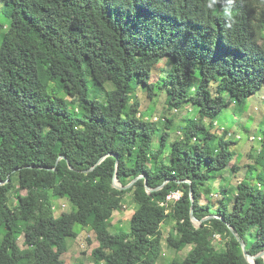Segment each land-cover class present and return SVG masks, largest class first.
<instances>
[{
	"label": "trees",
	"instance_id": "trees-1",
	"mask_svg": "<svg viewBox=\"0 0 264 264\" xmlns=\"http://www.w3.org/2000/svg\"><path fill=\"white\" fill-rule=\"evenodd\" d=\"M237 8L228 28L202 0H5L0 264H67L61 256L77 225L90 227L99 246L96 263L74 264H157L169 217L176 226L168 246L180 252L191 245L171 264H264L261 256L249 262L240 240L252 255L264 251V138L249 164L258 182L242 179L217 207L202 202L206 185L235 157L230 131L214 130L217 116L264 92V0H239ZM163 60L171 67L154 83ZM88 73L103 100L92 97ZM107 82L115 88L105 89ZM157 87L166 91L168 111L198 108L174 141V117L160 127L132 101L140 90L154 97ZM116 173L122 185L146 178L121 189ZM176 190L183 195L168 210L161 203ZM129 193L138 205L131 229L114 232L112 217ZM51 196L66 200L58 215ZM192 206L198 219L212 217L196 226Z\"/></svg>",
	"mask_w": 264,
	"mask_h": 264
},
{
	"label": "rangeland",
	"instance_id": "rangeland-1",
	"mask_svg": "<svg viewBox=\"0 0 264 264\" xmlns=\"http://www.w3.org/2000/svg\"><path fill=\"white\" fill-rule=\"evenodd\" d=\"M5 0H0V23L4 25V29L0 33V41L3 34L7 31L10 25V18L3 12ZM170 64L161 61L152 75V82L157 83L158 80L167 74L170 69ZM89 84L93 90L92 97L97 96L103 100L105 92L102 87L97 85L90 73H88ZM115 88V84L107 82L105 89L111 90ZM138 98L141 101V110L144 113L142 116L146 120H155L160 127L165 126L166 118L172 116L175 118L174 129H171V141H174L182 133L179 131V126L185 125L184 118H194L198 116V108L192 104H186L184 108L179 110L168 111L166 105V91L164 88H156L155 95L149 98L148 95L140 90L133 95L132 101ZM209 121H206L208 124ZM216 128L214 129L219 134H222L224 129H228V135L234 143L230 148L235 151V157L226 169L214 177L206 185L210 188L209 192H205L202 202L211 201L215 206L220 205V201L225 200L230 202L238 191V184L244 178H249L253 183H257V169L252 168L249 164L254 165L262 145V138H264V92H258L248 97L242 104L233 102L221 114H219L215 121ZM157 142V141H156ZM157 144V143H156ZM168 153V151L166 152ZM237 162L239 167L235 169L232 165ZM17 185V182H16ZM226 188L227 190H222ZM228 197V198H227ZM51 200L55 204L56 214L58 215L66 206V200L63 198L52 197ZM232 202L230 203V205ZM137 203L133 199L131 193L127 194L124 200V205L121 209L114 212L112 217L111 230L116 232L124 230L129 232L131 229V217L137 207ZM199 225V223H197ZM176 221L173 217H169L163 224V251L157 264H171L178 256L184 257L186 252L191 248L187 246L183 251H176L174 248L168 246L167 238L174 232ZM76 229L79 234L76 238L69 239V250L62 254V259L67 264H74L77 261L83 260L88 263H96L93 256V249L99 246L94 231L90 227H82L77 225ZM2 235H0L1 237ZM22 244V239L20 240ZM215 246L218 250L225 248V243L221 237L216 236ZM180 258V257H179ZM103 264V263H100Z\"/></svg>",
	"mask_w": 264,
	"mask_h": 264
},
{
	"label": "clouds",
	"instance_id": "clouds-1",
	"mask_svg": "<svg viewBox=\"0 0 264 264\" xmlns=\"http://www.w3.org/2000/svg\"><path fill=\"white\" fill-rule=\"evenodd\" d=\"M239 0H202L203 8L209 12H217L219 11L226 24L225 26L228 28L233 27L237 23L238 17V8L237 4ZM220 5V9L218 10L217 5Z\"/></svg>",
	"mask_w": 264,
	"mask_h": 264
},
{
	"label": "water",
	"instance_id": "water-1",
	"mask_svg": "<svg viewBox=\"0 0 264 264\" xmlns=\"http://www.w3.org/2000/svg\"><path fill=\"white\" fill-rule=\"evenodd\" d=\"M60 158H63V156H61ZM104 159V157L100 160V161H102ZM71 166V168H73L72 167V165H70ZM146 178V176L145 175H140V176H138L137 178H135L131 183H129L128 185H122V183L120 182V180L118 179V176H117V173L115 174V177H114V186L115 187H118V188H121V189H124V188H129V187H131L133 184H134V182L137 180V179H139V178ZM168 182V180L167 181H165V183L163 184V185H161L160 187H158V188H162L166 183ZM3 183V181H1L0 180V184H2ZM146 188H147V190H148V192H152L153 191V188H151L149 185H148V182H147V180H146ZM191 197H192V201L194 202V196H193V194H192V191H191ZM209 217H212V216H208V217H206V218H204V219H198L196 216H195V214H194V206H192V209H191V218H192V221L194 222V224L196 225V226H200L201 225V223L205 220V219H207V218H209ZM197 223H199V225H197ZM230 228L232 229V231L237 235V237L240 239V237L238 236V233L235 231V229L233 228V226H231L230 225ZM241 240V244H242V248H243V251H244V254H245V257L247 258V260L249 261V262H251V263H255V261H256V259H257V257H259V256H261V257H264V251H262V252H260L259 254H256V255H252V254H250L249 252H248V250H247V246H246V242L245 241H243L242 239H240Z\"/></svg>",
	"mask_w": 264,
	"mask_h": 264
},
{
	"label": "built area",
	"instance_id": "built-area-1",
	"mask_svg": "<svg viewBox=\"0 0 264 264\" xmlns=\"http://www.w3.org/2000/svg\"><path fill=\"white\" fill-rule=\"evenodd\" d=\"M182 195L183 193L181 190L173 191L167 195L166 200L163 201L161 204L167 206L168 210H172L173 205L181 198ZM216 236L220 237V235H215V237Z\"/></svg>",
	"mask_w": 264,
	"mask_h": 264
},
{
	"label": "crops",
	"instance_id": "crops-1",
	"mask_svg": "<svg viewBox=\"0 0 264 264\" xmlns=\"http://www.w3.org/2000/svg\"><path fill=\"white\" fill-rule=\"evenodd\" d=\"M203 196H204V194H203Z\"/></svg>",
	"mask_w": 264,
	"mask_h": 264
}]
</instances>
